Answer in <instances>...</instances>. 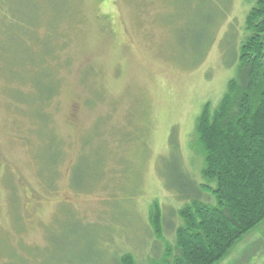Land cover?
I'll list each match as a JSON object with an SVG mask.
<instances>
[{
  "label": "rangeland",
  "instance_id": "rangeland-1",
  "mask_svg": "<svg viewBox=\"0 0 264 264\" xmlns=\"http://www.w3.org/2000/svg\"><path fill=\"white\" fill-rule=\"evenodd\" d=\"M259 1L0 0V264L161 260ZM219 264H264V223Z\"/></svg>",
  "mask_w": 264,
  "mask_h": 264
},
{
  "label": "trees",
  "instance_id": "trees-1",
  "mask_svg": "<svg viewBox=\"0 0 264 264\" xmlns=\"http://www.w3.org/2000/svg\"><path fill=\"white\" fill-rule=\"evenodd\" d=\"M246 29L236 77L219 104H205L196 121L202 183L192 182L187 194L172 186L191 200L178 211L181 224L173 244L165 241L164 256L150 264H219L264 223V0L251 10ZM149 219L164 240L158 201L151 204ZM118 264L139 263L126 253Z\"/></svg>",
  "mask_w": 264,
  "mask_h": 264
}]
</instances>
